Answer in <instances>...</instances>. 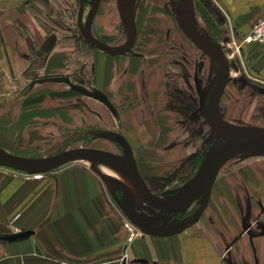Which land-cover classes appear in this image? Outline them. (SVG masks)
Segmentation results:
<instances>
[{"label":"crops","instance_id":"0c3cea01","mask_svg":"<svg viewBox=\"0 0 264 264\" xmlns=\"http://www.w3.org/2000/svg\"><path fill=\"white\" fill-rule=\"evenodd\" d=\"M111 1H99L91 31L118 45L123 26ZM192 4L205 37L227 58L221 118L264 127V43L242 41L264 16V0ZM77 5L0 0V147L27 157L40 147L57 151L66 136L97 133L126 147L117 152L131 155L151 192L180 188L217 134L204 117L215 80L202 92L201 49L179 28L176 4L170 12L159 0H137L133 44L116 55L80 35ZM44 77L63 80L36 81ZM7 169L0 168V236L26 235L0 237V264H264V154L226 161L197 219L168 236L135 228L81 165L24 176Z\"/></svg>","mask_w":264,"mask_h":264},{"label":"water","instance_id":"95a60500","mask_svg":"<svg viewBox=\"0 0 264 264\" xmlns=\"http://www.w3.org/2000/svg\"><path fill=\"white\" fill-rule=\"evenodd\" d=\"M84 1L80 0L77 13V27L80 35L95 48L116 55L129 51L135 37L133 8L137 0H118L117 9L123 26L124 40L121 44H109L92 34L91 23L100 0H88L90 5L83 17ZM175 17L181 31L201 50L214 57L219 65L218 74L204 108V117L210 128L217 134L216 145L204 153L196 173L180 188L168 189L161 193L151 192L140 177L129 153L124 155L90 146H79L63 150L55 155L29 158L10 153L0 147V165L24 173H43L56 169L68 162L93 160L111 165L130 177L136 192L143 202L129 205V192L120 199L112 183L111 195L114 202L127 215L129 222L139 231L148 235L168 236L193 223L205 207L208 193L219 168L229 159L241 153L264 154V127L255 125H230L219 114L218 103L228 77V62L222 47L206 38L198 29L194 17L192 0H177ZM49 46V45H48ZM62 77H44L37 82L61 81ZM78 92H85L81 86H74ZM196 210L181 218L193 203ZM26 232L0 236L13 240L25 236Z\"/></svg>","mask_w":264,"mask_h":264},{"label":"rangeland","instance_id":"374dc122","mask_svg":"<svg viewBox=\"0 0 264 264\" xmlns=\"http://www.w3.org/2000/svg\"><path fill=\"white\" fill-rule=\"evenodd\" d=\"M22 4H29V2H31L32 0H17ZM72 2V4H78V0H70ZM58 2V1H57ZM159 2L161 4H168L169 5V10L170 12H172L173 7L175 4H177V0H159ZM176 2V3H175ZM102 4H115V1L112 2L111 0H103ZM78 6V5H77ZM176 6V5H175ZM76 15V13H75ZM74 15V16H75ZM203 23V22H202ZM199 31L207 37L208 32L206 27H204V24H197ZM230 51V50H229ZM229 55H232V53L228 52ZM198 62L199 64L202 66L201 68V84H200V88H202V92H204L206 90L207 87H209L213 81L216 78L217 72H218V62L217 60L212 57L210 54H208L207 52L201 50L200 55L198 57ZM204 86H206V88L204 89ZM101 134H97V133H86V135H71L69 138L66 136L61 142V144L59 145V147L57 148V151L50 149V148H45V147H40L39 150L34 149L30 152L27 153H22L24 155H26L27 157H31V158H41V157H49L52 155H55L59 152H61L62 150H68L71 148H76L79 146H90V147H96L99 149H103V150H108V151H115V153L120 154V155H124L122 152H117L119 149H126L125 146L121 145L122 143L120 142L119 144L116 142H113V139L110 137L108 138L107 136H100ZM24 157V156H23ZM81 165L87 169H89L90 171H92L98 178L101 179V182L103 180V188L106 192V194L108 195V197L111 199V201L113 202V204L117 207L118 210H120V212L123 214V216L129 221L127 215H125L121 209L117 206V204L114 202L113 198H112V193H111V186L110 183L113 184V186L115 187V193L116 195L120 198V199H124L125 192L124 190L127 191H132V188L129 184V180L127 178V175L123 172H121L120 170H118L117 168L102 163V162H98V161H93V160H81V161H74V162H68L56 169H53L51 171L48 172H43V173H24L18 170H14L13 172H16L18 174L21 175H41V174H46L49 172H54V171H59L63 168L69 167L71 165ZM0 165V168H3L5 166ZM7 169V167H5ZM7 170L12 171L13 169L8 168ZM152 188H154V186H150ZM158 187V186H157ZM166 187H168V185H160L158 187V189L163 190ZM129 189V190H128ZM171 189L176 190L177 187H173ZM162 192H157L158 193V197H163L161 195ZM129 205H134V203L137 201L138 197L136 195H129ZM195 204H192V206H190L189 209L193 208ZM189 209L187 211H189ZM136 228V227H135Z\"/></svg>","mask_w":264,"mask_h":264},{"label":"built area","instance_id":"2783aa9c","mask_svg":"<svg viewBox=\"0 0 264 264\" xmlns=\"http://www.w3.org/2000/svg\"><path fill=\"white\" fill-rule=\"evenodd\" d=\"M243 42L264 43V16L257 20L243 37Z\"/></svg>","mask_w":264,"mask_h":264},{"label":"flooded vegetation","instance_id":"af4514ba","mask_svg":"<svg viewBox=\"0 0 264 264\" xmlns=\"http://www.w3.org/2000/svg\"><path fill=\"white\" fill-rule=\"evenodd\" d=\"M79 4H80V0H78V6H77V9H76V25H77V13H78V8H79ZM89 7H90V5H89V3H88V0H85L84 1V11H83V17H85V15H86V13H87V11H88V9H89ZM85 8H86V10H85ZM78 28V27H77ZM79 31V30H78ZM95 36V35H94ZM98 38V37H97ZM219 69V68H218ZM218 74V73H217ZM217 77V76H216ZM216 80V79H215ZM214 86V85H213ZM212 90V89H211ZM211 92V91H210ZM209 95H210V93H209ZM209 97V96H208ZM208 100V99H207ZM193 204H195L194 206H193V208H191V209H189V211H187L188 209H186L185 210V212L184 213H182V214H177V215H174V216H172V218L173 217H179L180 215H182L181 216V218L182 217H184V216H187V215H189V214H191V213H193L195 210H196V208H197V206H198V203L197 202H195V203H193ZM192 206V205H191Z\"/></svg>","mask_w":264,"mask_h":264},{"label":"bare ground","instance_id":"6f19581e","mask_svg":"<svg viewBox=\"0 0 264 264\" xmlns=\"http://www.w3.org/2000/svg\"><path fill=\"white\" fill-rule=\"evenodd\" d=\"M195 20H196V19H195ZM29 158H31V157H29ZM202 158H203V157H202ZM200 163H201V162H200ZM196 170H197V169H196ZM127 178H128V180H129V184H130V186H131V188H132V191H127V192H129L130 196H132V195H136V196L138 197L137 201H136V202L134 203V205H133V206H135V205H137L138 203L143 202V200H142L141 196L136 192V189H135V187L133 186V183H132L130 177L127 176ZM128 190H129V189H128ZM157 197H158V196H157ZM158 199H161V197H158Z\"/></svg>","mask_w":264,"mask_h":264}]
</instances>
